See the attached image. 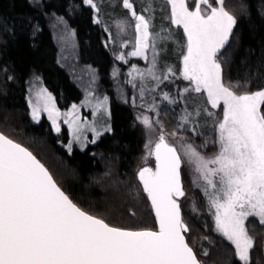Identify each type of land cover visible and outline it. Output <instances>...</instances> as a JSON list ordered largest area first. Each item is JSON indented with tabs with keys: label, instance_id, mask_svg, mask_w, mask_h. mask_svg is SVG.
<instances>
[{
	"label": "snow or ice",
	"instance_id": "obj_1",
	"mask_svg": "<svg viewBox=\"0 0 264 264\" xmlns=\"http://www.w3.org/2000/svg\"><path fill=\"white\" fill-rule=\"evenodd\" d=\"M83 2L99 11L95 0ZM167 3L171 6V23L182 28L186 37L181 76L191 82V91L206 93L212 108L223 107V119L217 128L218 153L206 158L175 132L171 134L175 142L170 143L161 129L158 139H150L146 145L148 154L155 157V169L144 167L138 172L159 228L131 231L111 227L83 211L27 148L0 133V264H202L185 239L189 229L178 202L184 196L181 167L185 163L194 166L204 182V192L214 209L216 231L231 242L241 264H251L256 242L246 222L255 217L264 225V89L237 94L223 81L218 54L237 24L236 17L225 9V0H216L217 6L210 0H195L194 10H189L186 0ZM122 5L135 21V46L128 55L148 60L151 53V67L146 72L134 67L133 72L141 80L146 75L151 77L159 87L163 80L175 76L171 67L162 79L155 71L158 44L171 39V33L150 31L152 18L138 14L131 0H122ZM117 59L125 60V55ZM145 91L154 89L141 86L140 95ZM163 99L176 103L167 92ZM106 101L107 97L96 109L104 107ZM29 104L32 119L39 123L41 113H46L57 133L63 117L71 134L66 145L69 153L74 143L86 146V131L94 133V139L87 141L93 144L104 132L112 131L110 126L98 129L95 122L81 121L76 105L71 112L61 113L44 89L36 93L35 102L30 98ZM154 109L155 105L150 110ZM191 115L185 112L180 127L189 123ZM138 119L153 129L148 116Z\"/></svg>",
	"mask_w": 264,
	"mask_h": 264
},
{
	"label": "trees",
	"instance_id": "obj_2",
	"mask_svg": "<svg viewBox=\"0 0 264 264\" xmlns=\"http://www.w3.org/2000/svg\"><path fill=\"white\" fill-rule=\"evenodd\" d=\"M111 2L115 0H105L100 6L109 21L121 17L110 6ZM138 2L134 1L135 5ZM38 5L30 0H0V132L33 153L58 186L89 215L112 227L155 230L151 206L137 178L142 159L141 136L133 123V109L127 103L109 93L112 131L87 150L74 149L71 154L58 143L61 135L66 134L64 131L59 137L47 120H41L37 126L29 123L26 84L31 74L44 80L60 109L80 96L76 85L58 65V30L49 23L63 21L75 29L80 64L96 67L103 76L110 74L113 64L106 34L101 23L96 22L92 7L83 0H41ZM224 6L236 17L237 24L218 54L223 81L237 94L263 89L264 0H225ZM157 8L161 7L155 5L154 23L160 27L169 25L170 17L161 15ZM167 60L177 63L175 56ZM261 112L264 114V105ZM157 123L164 132L187 133L171 106L159 108ZM195 134L193 141L202 151L216 150V146H208L203 140L205 137L215 140L213 130ZM63 143L67 144V140ZM203 200L198 193L199 217L183 212L189 245L199 259L201 253H208L201 258L202 264H241L234 246L214 231ZM247 228L256 241L264 237V225L258 219L248 220ZM251 264H264V253L258 246L251 251Z\"/></svg>",
	"mask_w": 264,
	"mask_h": 264
},
{
	"label": "rangeland",
	"instance_id": "obj_3",
	"mask_svg": "<svg viewBox=\"0 0 264 264\" xmlns=\"http://www.w3.org/2000/svg\"><path fill=\"white\" fill-rule=\"evenodd\" d=\"M40 1L41 0H30L31 3H35L37 6H39L38 3ZM134 1H140V3L138 2V5H135ZM95 2L99 8L98 12L96 9H94L95 14L97 15L96 19L99 20V23L102 25V28L106 34L107 48L110 50L113 57V64L110 74L106 76H103V74L100 75V72L96 67L85 65V62H82L81 64L78 62V47L74 28L68 26L63 21H55L54 25L49 23L50 27L56 28V30H58V33L56 34V44L59 48L58 65L65 71L72 82L76 85L80 96L79 100L75 102L73 101L68 105L67 108L60 109L57 106L54 94L46 86L44 80L37 74H31V76L27 79L26 84V101L28 106L29 123L36 126L41 123V120H47L49 123H51V121L47 118L46 113H41L39 123L34 121L31 116L29 99L31 98L33 102H35L36 93L44 89L47 90V93L51 94L53 100L55 101L56 108L59 109L61 113L71 112L73 105H76L79 110L78 114L81 121L86 120L89 123L95 122V125L98 129H102L105 126H110L112 128V111L110 106V98L108 95L111 93L113 97L120 99L122 103H127V105L133 109V123L140 132L141 136V166L142 164H145L149 161V149L146 147L149 140L151 139L153 142H155L158 139L161 129L163 130L160 124L157 123L158 110L163 105H168L176 109L180 125L181 117L185 115V112L192 114L189 117V123L182 127V129L187 130V133L180 134L177 132V136L183 137L185 141L192 143L196 149L206 158L214 157L219 151V144L217 143V128L218 123L223 119V107L221 105V107L212 108V106L207 102L206 93H196L191 91L193 85L190 81L184 80L181 76L183 67L182 57L186 51L184 47L186 44V37L184 35L183 29L173 25L171 20L169 21V25L161 27L157 26L153 20L154 14L156 12L155 5L161 7L159 9L157 8L161 15H168L169 17L171 16V6L167 3V0H131L134 9L138 14H144L146 17L152 18V26L150 31H153L154 33L159 32L161 35H168L169 32L171 33V39L158 44L159 55L157 56L155 71L156 74L162 79L163 76L167 74L168 68L171 67L175 72V76H170L168 80H163V82L159 84V87L156 86L157 82L151 77L146 75L145 78L141 80L140 77L135 72H133L134 67L142 72H146V70L151 67V53H149L148 60H145L142 57L128 55L134 50L135 46V21L131 17L130 11L123 7L122 0H119V3L118 0H115L113 3L111 2L112 5L110 6L114 7L115 10H117V12H114L118 14L117 16L121 15V17H115L110 21L107 20V15L105 16L104 12L100 9V6L103 5L105 0H95ZM153 2H155V4H153ZM186 2L188 3L189 10H194L195 0H193V4H190L192 0H186ZM210 2L213 4V6H217L216 0H210ZM116 6L119 7V10L116 9ZM145 9H147V11H144ZM172 53H174V55L169 56ZM121 54L125 55V60L117 59V57ZM172 56L176 57L177 63H170V61L167 60V58H171ZM129 73H132V75H129ZM133 76L136 77L135 80H133ZM134 84L135 87H133ZM141 86H144L147 89H154V91H145L144 95L141 96ZM185 88H189L190 91L184 93L183 90ZM165 92H167L169 96L176 101V103L170 104L168 101H165L163 99V93ZM105 97H107L106 104L104 107H101L99 110H97L96 105L98 103H103ZM153 105H155V109L150 110L152 109ZM197 111H199V115H196ZM208 113H212V115L209 116ZM143 116H148L153 122L152 130L146 128L141 120L138 119V117ZM59 123L61 126V131H63L64 128L67 130L68 144L71 140V134L68 130V126L63 123V117H61ZM51 128L56 136L60 135L61 131L59 133L54 131L52 123ZM193 128L196 129L195 132L192 130ZM210 129L215 133V140L210 138L206 139L207 137L203 138V140L208 146H216V150L213 153H210L209 151H202L201 148L199 146L198 148L193 141V136L196 135L195 133L204 134L209 132ZM107 133L110 132H104L100 138ZM164 134L168 138L169 142H175V138L171 135L172 133L164 132ZM85 135L87 137V141L94 139V133L91 131H86ZM100 138L96 140V143L100 140ZM211 140H213V142ZM87 141H85L86 146L84 147H82L81 144L74 143L72 151L74 149L84 151L89 144H93L88 143ZM58 143L63 147V149L67 151L68 154L72 153V151L69 153L66 147L67 144H64L62 139H59ZM185 166L186 170L184 171ZM182 177L185 190V197L181 202L183 212H188L189 215L196 214L198 217L200 216L196 205V197L197 194L200 193L204 199L203 201L206 202L207 215L209 220L212 222L214 231L221 235L215 229L213 215L214 209L210 208L208 196L204 192V182L199 178V174L195 171L194 166L187 163L183 164ZM251 218L255 217H250L249 220ZM255 242L256 243L254 247L258 246L264 253V237L260 241L255 240ZM200 257L203 258L204 253H201Z\"/></svg>",
	"mask_w": 264,
	"mask_h": 264
},
{
	"label": "water",
	"instance_id": "obj_4",
	"mask_svg": "<svg viewBox=\"0 0 264 264\" xmlns=\"http://www.w3.org/2000/svg\"><path fill=\"white\" fill-rule=\"evenodd\" d=\"M1 133V132H0ZM3 134V133H2ZM4 135V134H3ZM15 142V141H14ZM17 143V142H16ZM19 144V143H18ZM21 145V144H20ZM22 147H24L23 145H21ZM29 151V150H28ZM33 154V153H32ZM34 155V154H33ZM35 156V155H34ZM36 157V156H35ZM153 157V160H154V166L153 167H151V168H153V169H155V163H156V161H155V157L154 156H152ZM37 158V157H36ZM38 159V158H37ZM39 160V159H38ZM46 168V167H45ZM144 168V167H143ZM142 169V168H141ZM140 169V170H141ZM48 170V169H47ZM139 170V171H140ZM49 171V170H48ZM138 171V172H139ZM138 172H137V178H138ZM50 173V172H49ZM51 174V173H50ZM54 179V178H53ZM55 181V180H54ZM138 181H139V179H138ZM140 182V181H139ZM181 183H182V187H183V190H184V184H183V177H182V167H181ZM140 184H141V182H140ZM58 185V184H57ZM141 187H142V189H143V185L141 184ZM143 193L146 195V197H147V194L143 191ZM184 193H185V190H184ZM183 197V196H182ZM182 197H179L178 198V202L180 203V200L182 199ZM147 199H148V202H149V204H150V206H151V202H150V200H149V198L147 197ZM181 205V204H180ZM151 209H152V213H153V216H154V218H155V222H156V229L155 230H152V231H158V228H159V225H158V220H157V218H156V215H155V211H154V209L152 208V206H151ZM181 217H182V220H183V211H182V208H181ZM106 223V222H105ZM185 224V223H184ZM110 226V225H109ZM112 227V226H111ZM126 230V229H125ZM132 231V230H131ZM137 231H142V230H137ZM184 236H185V239H186V241H187V237H186V233H184ZM188 242V241H187ZM190 246V245H189ZM191 247V246H190ZM194 250V249H193ZM195 251V250H194ZM197 258H198V256H197ZM199 259V258H198ZM200 260V259H199ZM201 261V260H200Z\"/></svg>",
	"mask_w": 264,
	"mask_h": 264
},
{
	"label": "flooded vegetation",
	"instance_id": "obj_5",
	"mask_svg": "<svg viewBox=\"0 0 264 264\" xmlns=\"http://www.w3.org/2000/svg\"><path fill=\"white\" fill-rule=\"evenodd\" d=\"M72 102H73V101H70V102L68 103V105H69L70 103H72ZM68 105H67L65 108H67ZM50 125H51V123H50ZM63 131H64V133H66V134H63ZM63 131H61L60 135L63 134V135H61V137H62L63 141H66L67 138H68L67 130L64 128ZM67 142H68V141H67ZM93 145H95V144H89V145L86 147L85 150H87L90 146H93ZM153 146H154V145H153ZM85 150H84V151H85ZM148 156H149V161L146 162L145 164H142L141 168H143V167H153V166H154V160H153V157H152L151 155H149V154H148ZM141 168H140V169H141ZM184 197H185V195L183 196V198H184ZM183 198L181 199L180 203L182 202Z\"/></svg>",
	"mask_w": 264,
	"mask_h": 264
}]
</instances>
